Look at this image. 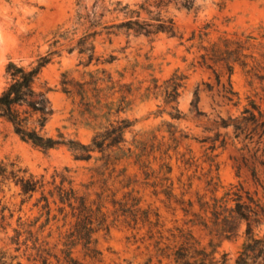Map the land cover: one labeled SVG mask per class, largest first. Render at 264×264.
<instances>
[{
  "label": "rangeland",
  "instance_id": "374dc122",
  "mask_svg": "<svg viewBox=\"0 0 264 264\" xmlns=\"http://www.w3.org/2000/svg\"><path fill=\"white\" fill-rule=\"evenodd\" d=\"M117 1L128 4L130 9L140 10L141 17L148 16L140 9L144 0H0V93L9 80L6 68L10 61L27 65L38 56L56 50L50 63L43 68L40 79L41 84L50 88L48 96L53 108L45 128L47 134L55 138L62 134L66 139L89 144L95 133L111 121L127 118L131 126L125 132L123 147L125 151L130 148L132 156L124 157L114 168L112 164H105L100 152H95L89 160H80L66 146L44 151L22 140L12 125L0 119V159L19 160L34 174L44 175L49 182L53 181L55 173L66 176L78 193L90 200L98 193L106 195L110 191H117V198H121L126 191L134 189L142 196L143 206L159 208L167 226L183 225L189 217L184 221L180 211L174 215L162 203L164 195L154 194L162 189L159 184L164 171L160 172V157L165 151L173 166L171 177L176 192L180 193L182 183H185L186 198L194 201L196 211H199V197L203 200L221 197L225 189L238 182L264 202V165L258 162L264 159V137L236 136L233 126L220 125L222 119L240 115L248 97H256L259 101L264 94V82L252 80L247 68L239 64L229 76L219 66L214 72L199 63L202 46H208L220 37L250 38V50L260 58L264 74V0H195L191 9L182 6L181 0L172 1L161 11L163 16L173 18L176 35L161 32L146 36L133 31L104 33L90 38L100 61L88 63L87 55L74 49L83 32L82 29L75 30L78 15L106 8L104 20L114 18L117 14H111L108 9H112ZM149 9L157 11L155 7ZM122 17L120 13L118 18ZM194 32L195 38L190 39ZM111 58L110 62L106 61ZM174 74L184 78L178 98L182 112L179 119L169 114L164 103L166 81ZM107 75L116 87L109 89L111 82L101 79L99 86L104 90L99 104L95 105L92 97V85L86 86L88 93L84 99L76 93L77 84ZM118 84L131 87L130 103L124 111L117 114L112 110L107 115L103 106L117 98L118 95L111 93L117 90ZM141 143L148 146L149 154L145 159L151 162L150 171L155 170L149 178H145L136 163ZM150 145L154 146L153 150ZM258 149L255 160L252 155ZM243 157L256 168L260 178L258 183L253 180L249 168L242 164ZM237 164H242L239 176ZM127 179L132 183L123 187ZM189 183H192L190 188L187 187ZM216 184L218 191L213 192ZM52 187L48 184L47 188ZM1 198L11 207H17L21 200L18 188L14 186L0 191ZM34 200L24 206L28 215ZM107 206L112 209L111 205ZM52 208L56 213V205L52 204ZM36 212L33 210L34 214ZM73 224L71 216L65 221L63 215H59L51 224L53 240ZM190 227L202 245L214 249L216 257L228 253L232 260L235 259L246 241L245 224L232 239L219 234L211 224L207 228ZM146 229L133 230L117 223L109 234L97 233L103 251L102 262L84 258L80 245L74 248V255L84 264H155L156 257L149 261L152 248L148 250L142 239ZM256 233L264 234V222ZM3 244L4 240H0V246ZM167 262L165 260L163 264Z\"/></svg>",
  "mask_w": 264,
  "mask_h": 264
},
{
  "label": "trees",
  "instance_id": "16d2710c",
  "mask_svg": "<svg viewBox=\"0 0 264 264\" xmlns=\"http://www.w3.org/2000/svg\"><path fill=\"white\" fill-rule=\"evenodd\" d=\"M172 1L176 0H144L140 9L147 13V17H141L140 10L130 9L128 4L121 1H117L112 9H108L111 14H117L111 19L104 20L106 8L103 7L102 11L79 13L75 30L82 29L83 32L74 49L86 54L88 63L93 60L99 62L100 57L96 56L95 47L89 42L92 37L104 33L110 35L130 31L146 36H156L161 32L176 35L173 18L163 16L161 11ZM194 1L181 0L180 3L191 9ZM149 7H155L157 11L153 12ZM120 13L123 14L122 18H118ZM194 38L195 32L190 39ZM250 49V38L243 40L220 37L208 46H202L199 63L214 72L217 71L215 67L219 66L220 69L226 70L229 76L233 74L235 65L239 64L247 68V74L252 80L258 79L263 83L261 60ZM55 53L56 50L49 51L27 65L13 61L8 63L6 73L9 80L0 93V119L12 125L14 132L22 140L44 151L66 146L74 157L80 160H89L95 152H100L105 164H112L115 168L124 157L132 156V150L129 148L125 151L123 147L126 142L125 132L131 126L129 119L111 121L108 126L95 133L89 144L66 139L62 134L57 138L47 134L45 128L53 114V108L48 96L50 88L41 84L40 79L43 68L50 63ZM112 59L106 61L110 62ZM103 72L105 73V70ZM216 76L219 80L220 75L217 73ZM101 79L111 82L109 89L116 87L111 76L107 75L77 84L76 93L84 99L88 93L86 86L92 85V97L95 99V105L99 104L104 90L99 86ZM183 79L174 74L166 81L164 88V103L169 108V114L178 119L182 115L178 98ZM63 83L68 85L67 82ZM131 92L128 84H118L117 90L111 93L112 96L118 95L117 98H112L111 102L103 106L107 109L106 114L109 115L112 110L117 114L124 111L130 103L128 97ZM220 125L233 126L236 136L245 134L248 139L255 135H259V139L264 137V94L259 101L256 97H248V103L240 115L222 119ZM258 143H261L260 140ZM224 144L223 141L222 145ZM138 147L140 152L136 155V163L142 168L145 178H149L155 170L150 171L151 162L145 159L149 154L148 146L141 143ZM150 147L153 150L154 146ZM258 151L259 149L252 155L255 160ZM167 154L165 151L160 157V172L164 171L159 184L162 189L154 194L164 195L162 203L174 215L180 211L183 219L189 217V220L184 219L183 225L167 226L159 208L143 206L142 196L134 189L126 191L121 198H117V191H110L106 195H103V192L98 193L95 199L90 200L80 195L66 176L55 173L52 176L53 181L49 182L44 175L34 174L19 160L0 159V191L14 186L18 188V195L21 197L17 207H11L0 199V240H4V244L0 246V264H84L74 255V248L79 245L84 258L102 262L103 251L99 247L96 234H109L112 226L117 223H123L133 230L147 228L142 239L147 243L148 250L152 248L153 255L149 261L156 257L155 264H163L165 260H168L167 264H264V234L260 236L256 233V229L264 222V202L255 192L238 182L225 189L221 197L214 196L211 200L199 197V211H196L194 201L186 198L188 190L184 188L185 183H182L181 192H176L171 177L173 166ZM262 155L264 156V149ZM258 162L264 165V159ZM242 164L249 168L253 180L258 183L260 178L256 168L250 166L245 157L242 158ZM242 164H237L238 176ZM59 175L61 180L57 184ZM179 182L181 183L180 179ZM131 183L129 179L124 180L123 187H129ZM48 184L53 187L47 188ZM191 186L192 183L187 185L188 188ZM218 188L219 185L216 184L213 192L218 191ZM34 198L29 209L31 214L28 215L24 206ZM52 204L56 205V213ZM33 210L37 212L34 214ZM59 215H63L65 221L71 216L74 218V224L63 235L60 233L57 240H53L51 224ZM209 224L229 239L238 235L241 225L245 224L246 241L235 259L232 260L228 253L216 257L214 249L209 250L202 245L190 227L201 225L207 228ZM1 236H4V239Z\"/></svg>",
  "mask_w": 264,
  "mask_h": 264
}]
</instances>
